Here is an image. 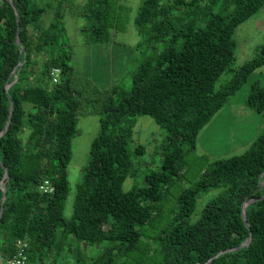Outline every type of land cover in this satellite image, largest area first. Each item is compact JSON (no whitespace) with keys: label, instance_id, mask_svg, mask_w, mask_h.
Listing matches in <instances>:
<instances>
[{"label":"trees","instance_id":"1","mask_svg":"<svg viewBox=\"0 0 264 264\" xmlns=\"http://www.w3.org/2000/svg\"><path fill=\"white\" fill-rule=\"evenodd\" d=\"M141 1L132 22L148 54L130 70L128 89L75 75L64 11L70 5L82 19L86 44L104 45L126 32L131 0L0 1L3 258L20 240L26 264H264V131L196 182L187 175L201 130L264 66V44L234 66V33L264 0ZM225 73L231 77L222 81ZM248 105L264 111L258 81ZM84 114L98 115L100 128L67 219L68 166ZM140 116L165 132L151 161L134 138ZM140 176L142 185L124 189ZM214 188L220 195L203 202Z\"/></svg>","mask_w":264,"mask_h":264},{"label":"rangeland","instance_id":"2","mask_svg":"<svg viewBox=\"0 0 264 264\" xmlns=\"http://www.w3.org/2000/svg\"><path fill=\"white\" fill-rule=\"evenodd\" d=\"M56 1L53 0V7L56 6L54 4ZM76 1L82 4L86 0ZM141 2V0H131V21L126 32L114 35L112 42L104 45L86 44L81 32L83 21L70 14L69 8L72 6L68 5L69 7L64 11L66 35L71 46L72 66L77 77L88 80L102 89L110 88L113 84H121L126 89L130 88V70L148 54L144 45L137 46L140 37L136 34L132 22ZM53 11L54 9L47 10V14L43 17L46 24L53 19ZM234 38L236 40L234 66L238 68L253 59L258 49L264 44V6L237 27ZM101 62L102 65L104 64L103 68L99 65ZM230 77V74L225 73L221 79L226 81ZM255 81L264 86V66L248 77L241 89L201 130L196 151L188 158L190 174L187 175L194 182L211 163L244 153L264 131V111L259 113L248 105L251 86ZM99 128L98 115L84 114L78 117L79 135L73 140L72 159L68 166L70 192L64 208V217L67 219L73 214L77 186L82 180L83 170L89 158V148ZM164 136V130L152 118L138 117L134 128V138L146 145L147 161H151L153 157L156 158L158 153L155 142L160 143ZM142 179V176L128 178L124 183V189L129 190L134 185H142ZM192 184L191 180L190 182L185 180V186ZM220 192L219 188L210 190L202 195L203 202L218 197Z\"/></svg>","mask_w":264,"mask_h":264},{"label":"built area","instance_id":"3","mask_svg":"<svg viewBox=\"0 0 264 264\" xmlns=\"http://www.w3.org/2000/svg\"><path fill=\"white\" fill-rule=\"evenodd\" d=\"M2 1V0H0ZM10 1V0H9ZM59 73L58 70H54L53 75L57 76ZM56 81V80H55ZM45 191L47 192L46 189L47 187H44ZM16 245H17V253L14 254L11 257H7V258H3L2 255H0V264H26L27 262V248H28V244L25 241H16Z\"/></svg>","mask_w":264,"mask_h":264},{"label":"water","instance_id":"4","mask_svg":"<svg viewBox=\"0 0 264 264\" xmlns=\"http://www.w3.org/2000/svg\"><path fill=\"white\" fill-rule=\"evenodd\" d=\"M11 4H12V6L14 5L13 4V2H10ZM15 12H16V14H17V16H18V22H19V15H18V11L17 10H15ZM19 41H18V37H17V43H18ZM3 191H4V195H3V197H2V204L4 203V199H5V192H6V187L4 186V189H3ZM244 212V211H243ZM245 213V212H244ZM243 213V214H244ZM2 214H3V208L1 209V212H0V217L2 216ZM210 262V261H209Z\"/></svg>","mask_w":264,"mask_h":264}]
</instances>
